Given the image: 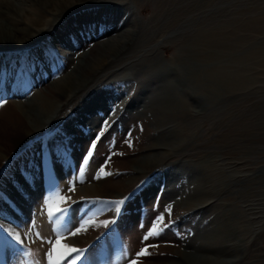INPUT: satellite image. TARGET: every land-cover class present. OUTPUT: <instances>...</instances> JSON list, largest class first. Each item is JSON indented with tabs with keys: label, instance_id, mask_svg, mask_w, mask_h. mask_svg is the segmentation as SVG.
Here are the masks:
<instances>
[{
	"label": "rangeland",
	"instance_id": "obj_1",
	"mask_svg": "<svg viewBox=\"0 0 264 264\" xmlns=\"http://www.w3.org/2000/svg\"><path fill=\"white\" fill-rule=\"evenodd\" d=\"M60 1L34 40L0 28V121L6 99H34L69 70L66 52L126 27L136 48L1 139L0 264H60L57 240L82 253L72 264H264V0ZM61 25L71 42L50 40ZM64 143L42 171L41 145ZM142 157L153 161L132 171ZM101 180L112 190L86 193Z\"/></svg>",
	"mask_w": 264,
	"mask_h": 264
},
{
	"label": "bare ground",
	"instance_id": "obj_2",
	"mask_svg": "<svg viewBox=\"0 0 264 264\" xmlns=\"http://www.w3.org/2000/svg\"><path fill=\"white\" fill-rule=\"evenodd\" d=\"M59 1L60 0H0V18L4 20L3 23L2 21H0V28H3V30H7V33L9 34L10 33L16 34L21 38V40H27V39H30V41L34 40L36 36L43 33L41 31L43 28H41L38 22L39 20L35 18L38 15H40L42 12H46V11L51 12V10L55 11L56 10L55 5H57ZM84 16L85 14L83 12L75 13L74 15L70 16V21L74 20L73 22L77 23L76 20H78L79 18L82 17L87 18ZM67 26L69 27V25ZM67 26L61 25L58 31L54 30L55 32L52 33L50 40L56 42L59 41L71 42L72 40L71 41L70 39L68 40L67 39L68 35L65 33L66 29H68ZM69 28L71 29V27ZM126 28L127 29L125 30L122 29L121 32L119 31L120 33L109 37L107 40L97 43L92 48H86L84 53L83 52L76 53L70 51L63 54L64 57L66 56L65 57L66 59L72 61L73 63L72 66L70 65L69 70L66 73L59 76L57 79L52 80L50 83H46L42 87H39L34 92V96L36 98L34 99L29 98L28 100L6 99L3 103L5 104V108L10 109L11 117L7 119L5 122L0 121V144H1V139H4L5 136L8 134L6 133L8 132L7 130H13L19 126H24L25 128L29 127L28 130L31 129L32 127H37L35 123H32L34 122V120L32 121L29 120L31 119L30 113L34 109H40L50 104L51 110L48 112L49 114L47 115V118L49 120V118L53 117L54 114L60 109V107H62L63 104H66L69 100L74 98L78 94V92H80L88 84V82L91 81V79H93L97 74H99L104 69V66H106V64L115 62L118 59L117 57L123 54V52L125 53L127 51H131V49L134 50L136 47H134L133 39L135 38L137 33L135 32L134 28H128V27ZM73 32H74L73 36L76 39L83 38L85 36V35L83 36L82 32L79 30H77V32L76 31ZM73 32H71V34ZM64 38H66V40H63ZM39 105H41V107H39ZM166 110H171V108L168 106ZM167 112L168 111H165L164 116L167 115L166 114ZM114 118L115 117H112L111 121ZM35 161L36 160H32L31 163L26 165V167L32 168L35 164ZM152 161L153 160L150 159L149 157H142L138 159L137 162L135 163L136 166L140 168V170L138 168V171L137 169H133L132 171H136L138 173L140 171L142 172L146 170L145 169L146 168L145 166H147L146 164L149 163L151 164ZM96 174L99 178V175H101L102 172L100 173L97 171ZM112 186L113 185L111 183H105L104 180L103 181L101 180L96 184L90 185L89 187H85V190L87 191L86 193L90 195L95 191L96 192L100 190L110 191L112 190L111 189ZM70 193H72V191H70ZM174 249H176L175 250L176 253H179L180 249L177 244H174ZM207 259L205 260L204 263L223 264L219 262L217 263L210 262L211 260H207ZM203 261L202 262L198 261V262L203 263ZM233 261L234 260H230V262L224 261V264H233L234 263ZM156 264H164V263L160 261ZM190 264H197V263L193 259L190 261Z\"/></svg>",
	"mask_w": 264,
	"mask_h": 264
},
{
	"label": "snow or ice",
	"instance_id": "obj_3",
	"mask_svg": "<svg viewBox=\"0 0 264 264\" xmlns=\"http://www.w3.org/2000/svg\"><path fill=\"white\" fill-rule=\"evenodd\" d=\"M113 112H115V107L111 110L109 115H111ZM108 124H109V121L105 119L102 124L101 133H98V135L95 137V140L93 141L91 145L92 147H94L95 143L101 139L102 133H103V126L108 125ZM68 146H69L68 143L55 144V145H52L51 147H47L42 144L40 147V163H39V167L41 168V170L43 171L44 169V166L46 163V157L49 162L51 161V157L53 155H55L57 159H60L63 156V153L67 150ZM26 169L27 167L19 169L20 176L25 180V182H31V179H32L31 173L28 172ZM52 170L55 171V165H52ZM0 173H2V170H0ZM68 190L74 192V187ZM68 201H71L70 196L67 197L64 202L67 203ZM59 211H60V214H62L66 218L67 215L70 214V205L68 208H62ZM117 218H118V215H117ZM115 223H116L115 219L111 221V224H115ZM107 226L108 225L106 224V227ZM145 239H147V237ZM52 251L56 253L58 256L62 257L60 264H72L73 259H79V256L82 255V253H80V250L76 248H70L67 245L63 244L60 240H57L55 242ZM140 254L146 255L147 250L145 249L144 253H138V255Z\"/></svg>",
	"mask_w": 264,
	"mask_h": 264
}]
</instances>
